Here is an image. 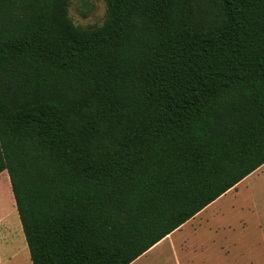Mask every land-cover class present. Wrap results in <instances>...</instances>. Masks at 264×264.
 <instances>
[{
  "label": "trees",
  "instance_id": "16d2710c",
  "mask_svg": "<svg viewBox=\"0 0 264 264\" xmlns=\"http://www.w3.org/2000/svg\"><path fill=\"white\" fill-rule=\"evenodd\" d=\"M68 1L0 0V173L31 264H131L264 164V0Z\"/></svg>",
  "mask_w": 264,
  "mask_h": 264
},
{
  "label": "rangeland",
  "instance_id": "374dc122",
  "mask_svg": "<svg viewBox=\"0 0 264 264\" xmlns=\"http://www.w3.org/2000/svg\"><path fill=\"white\" fill-rule=\"evenodd\" d=\"M196 3L203 8L202 12H205L204 18L203 16L200 17V15H197V10L199 8L197 9V7L193 5V8H195L194 11L197 12L194 18H196L199 23L208 21L211 18L210 16L214 18L215 15L212 14L217 9L214 0H198ZM67 15L71 22L77 27L84 29H99L104 25L106 5L102 0H69ZM208 23H211V21ZM4 179V175L0 177V180L4 181ZM252 181L253 185L257 186L255 187L258 191V195L250 200H243L245 204H249V207L252 208V213H234L235 215H233L231 221L234 227H237L239 224L236 220L238 218L244 219L246 229L241 231L239 227L237 231L235 230L231 233H226V230L220 229L221 231L219 230L218 233L213 227V229L210 230L212 234L210 237H196L195 241L191 240V233H189L188 236H184L175 242L174 245H176V248H174V253L171 243L172 240H167L169 242L166 241L167 243L161 246L164 248L162 253L165 255V258L167 257V260L161 264H173V258L174 264H264V170L262 174H258L250 180V182ZM8 190L11 198H9L7 190L2 186L0 187V198L2 196V200L4 202L6 201V203L11 201V206H8L6 214L2 212L0 216L1 232H8L12 228H10L7 222L8 218L14 221L18 218L9 186ZM4 202L3 205L5 206ZM219 227L220 226H217L216 228L218 229ZM182 233L175 236L173 240L182 235ZM169 250H171L172 254L168 253ZM148 262L149 261L146 259L143 260L141 264H148Z\"/></svg>",
  "mask_w": 264,
  "mask_h": 264
},
{
  "label": "crops",
  "instance_id": "0c3cea01",
  "mask_svg": "<svg viewBox=\"0 0 264 264\" xmlns=\"http://www.w3.org/2000/svg\"><path fill=\"white\" fill-rule=\"evenodd\" d=\"M263 170L264 164L259 167L256 171L248 175L246 178H244L242 181H240L238 184H236L233 188L229 189L226 193H224L211 204H209L207 207H205L203 210H201L193 218L185 222L178 229H176L171 234L162 239L160 242H158L156 245L151 247L147 252L138 257L131 264H141V262L146 259L147 261H149L148 264H161L165 262V260H167V257L165 258V255L162 253L164 248L161 246L169 242L167 240H172L171 243L173 245L172 249L174 253V248H176V245H174L175 242L183 238L184 236H188L189 233H191V240L195 241L196 237H210V235H212L210 230H212L213 227L215 228L216 232L221 229L226 230V233H231L235 230L237 231L239 227L241 228V231L246 229L244 219L238 218L236 220L239 224L237 227H234L231 221L233 219V215H235L234 213H252V208L249 207V204H245L243 200H250L254 196L258 195V191L256 189L257 186L253 185V181L250 182V180L258 174H262ZM3 175L5 176V182L0 180V187L2 186L3 188H5L9 195L8 186L10 188V183L6 171L0 173V177ZM9 198H11L10 195ZM3 202L4 201H2L1 206L3 209V214H6L8 206H11V201L7 203L5 201V206L3 205ZM7 222L9 223L10 228H12L8 232L0 231V264H31L29 252L25 243L21 224L18 221V218H16L15 221L8 218ZM217 226L220 227L217 229ZM181 233L182 235L176 237V239L173 240L175 236ZM168 253L170 254L171 250H169Z\"/></svg>",
  "mask_w": 264,
  "mask_h": 264
},
{
  "label": "bare ground",
  "instance_id": "6f19581e",
  "mask_svg": "<svg viewBox=\"0 0 264 264\" xmlns=\"http://www.w3.org/2000/svg\"><path fill=\"white\" fill-rule=\"evenodd\" d=\"M3 199V197L1 196V198H0V215H1V213L3 212V209H2V206H1V204H2V200Z\"/></svg>",
  "mask_w": 264,
  "mask_h": 264
}]
</instances>
